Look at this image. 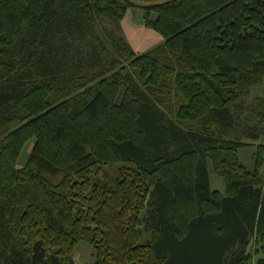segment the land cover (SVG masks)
<instances>
[{"label": "trees", "instance_id": "1", "mask_svg": "<svg viewBox=\"0 0 264 264\" xmlns=\"http://www.w3.org/2000/svg\"><path fill=\"white\" fill-rule=\"evenodd\" d=\"M263 78L264 0H0V264H264Z\"/></svg>", "mask_w": 264, "mask_h": 264}, {"label": "rangeland", "instance_id": "2", "mask_svg": "<svg viewBox=\"0 0 264 264\" xmlns=\"http://www.w3.org/2000/svg\"><path fill=\"white\" fill-rule=\"evenodd\" d=\"M162 0H136V2L140 4H149L153 2H159ZM143 11L141 9H130L127 15L119 22V23H111L108 20H100L96 21L98 24V27H101L103 23L108 27L110 30H115V34H119L125 38V40L138 52H143L148 49H151L159 44L163 43V37L156 32L153 28L146 26L145 21H144V16H143ZM100 31V34L102 37L105 36V33L103 29L97 28ZM95 48V47H94ZM107 48V47H105ZM113 53L116 54V50L114 47L111 48ZM111 50V51H112ZM107 49H104L102 54L107 57H114V56H109L107 53ZM85 53V54H84ZM85 57H88V51H84ZM84 55L82 59H78L80 62H87L86 64H90L88 59H84ZM98 59V60H97ZM83 60V61H82ZM95 60H97L98 63L100 62V58L98 56L95 57ZM96 65V64H95ZM91 69H93L95 66L94 65H88ZM97 68V67H96ZM264 96V78L261 82L257 84H253L250 87V92L248 94L243 95L239 103L242 102L241 105H243V109L246 115H252L251 112H253V109L256 105L259 104L260 98ZM238 110L239 109H235ZM238 113V112H237ZM247 119V117H245ZM249 119V118H248ZM247 119V120H248ZM3 133H2V127L0 128V139L2 138ZM244 141H247L251 144L248 146H244L239 150V156L243 163L250 169L254 167V160H255V154L258 149V145L262 144L264 146V136H262L258 140H254L253 138H250L249 136H243L241 138ZM33 143L30 142L26 145L24 150L22 151V154L20 156L19 164L23 165L27 158L28 155L31 151ZM115 166V165H114ZM116 165L115 167H117ZM109 170L114 172V167H107ZM209 169H210V176H211V185L213 189H219L221 192H226V182L224 178L214 172L212 164L209 163ZM262 172L264 173V166L262 167ZM74 259L76 264H85L87 262H92L95 260V249L93 245H90L89 243L83 241L78 243L74 250Z\"/></svg>", "mask_w": 264, "mask_h": 264}]
</instances>
